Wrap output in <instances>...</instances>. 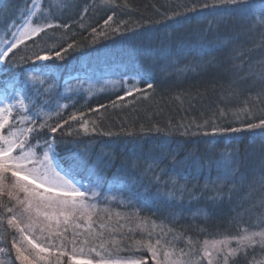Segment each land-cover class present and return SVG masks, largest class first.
Masks as SVG:
<instances>
[{"label": "snow or ice", "instance_id": "1", "mask_svg": "<svg viewBox=\"0 0 264 264\" xmlns=\"http://www.w3.org/2000/svg\"><path fill=\"white\" fill-rule=\"evenodd\" d=\"M101 5L105 8L117 6L115 0H101ZM69 7L66 0H27L24 9H17L24 17L23 28H17L11 18L5 26L7 33L14 39L7 42V47H0V65L7 63L10 53L26 41L34 40L42 33L47 34L49 29H67L69 27L67 24L55 23L53 19L57 12L62 15ZM256 7L253 0H203L202 3H196L188 10L225 8L227 10L225 14L229 16L249 18L251 27L248 31H252L255 27L264 29V0H260L259 3L260 16L249 17V13ZM88 11L87 5L81 8V19ZM114 16L115 12L107 16L104 20L105 28L111 26ZM41 18L44 20L43 23L38 22ZM221 25L228 27L224 15H220L215 25L210 22V30L214 27L218 31ZM112 31L120 32V25L112 27ZM92 34L106 35V32L102 29L97 33L94 28ZM261 37L264 43V31L261 32ZM229 39L219 36L211 41L206 37L200 38L198 47L190 48L200 59L195 66L185 65L184 68L178 69V74L189 70L196 72L200 69L206 72L210 67L219 68L221 62L218 61L216 53L228 45ZM184 43L178 29L173 33H166L160 44L161 52L164 53L163 63L153 61L146 75H151V71L157 67L160 73L168 74L169 69L176 64V61L167 55L171 45L183 46ZM75 47L74 44L68 43L66 47L52 45L44 48L37 42V51L27 57H21V61L32 65L31 71L24 72L20 79L13 76L4 81L0 91V210H2L0 228L6 224L8 229L16 233L11 240L15 261H19V264H149V260L152 264H201L202 261L206 264H230L231 260L232 264H238L239 259L247 262L249 256H254L257 246L264 252V197L246 208L244 201L249 199L251 194L249 192L248 196L241 199L236 216L233 217L238 227L235 235L205 238L199 241L183 233L176 234L175 229L163 223L157 225L155 221H151L152 228L149 230L148 219L129 217L130 220L135 219L136 228L143 234L140 240L133 242L135 251H144L147 256L113 255L112 249H108L106 245L111 244L117 251L127 249H121L120 242L114 238H105V224H99V231L93 227L96 223L94 217L99 212L94 199L99 195L96 187L99 186L100 176L97 175L95 180L89 179L88 183H82L83 177L80 174L87 166L89 175H96L98 170H105L112 164L116 159L115 155L105 153L106 158L97 157L88 166L86 154H74L69 157V163L63 164L56 151L55 134L71 122H78V131L82 130L85 134L90 131L95 132L96 122L85 119L86 114L83 112H72L62 122L57 120L56 123L49 124L48 120L52 115L61 116V110L67 108V105H58L53 112L47 114V118L41 116L39 111L36 115L32 114L37 108L32 93L38 100L40 95L50 94L55 86L54 81L47 79L51 75L48 71L51 67L49 62L63 61L69 50H74ZM235 52L236 49H232L227 54L232 66L224 69L225 74L228 75V84L221 92L220 99L227 102L234 97L239 98L245 91L243 82L250 77L254 78L253 85L259 84L255 95L249 93L242 101L243 106L233 112L235 119L231 123L239 122L242 126L223 127L217 123L216 115L226 117L228 111H231L225 110L218 104L217 112L210 120L202 122L193 120L188 125L181 123L175 126L177 131L183 129L180 132L182 136L210 137V140L202 141L205 145L202 152L197 147L186 148L183 159H178L177 152L167 151L166 146L160 144L150 148L147 157L122 160L118 171H124L128 167L139 168L142 175L148 178L149 184L155 185V193L146 189L141 196L145 204H153L158 210L166 211L183 209L185 199L189 202H199L203 199L216 205L225 197L231 200L233 192L240 191L245 186L250 190L252 184L258 183L264 187V175L253 177L250 181L244 171L246 163L251 158H258L261 167L264 168V117L254 119L252 110L257 104L264 103V59L257 61L258 70L250 66V71L241 75L236 71L238 65L235 64ZM204 57L208 59L205 61ZM12 63L14 66H20L16 61ZM143 82L145 88L139 87L140 80H137L136 83L128 86L125 95L118 99L124 100L137 93H140L142 98L148 99V90L154 89V84L151 80ZM122 83L127 84V81ZM183 95L178 94L176 99H182ZM113 106H118L115 101ZM104 107L107 106L100 105L92 111L99 113ZM90 124L93 125L91 129ZM173 127L169 123V128ZM192 127L197 131H191ZM44 129L52 134V138L34 139V135ZM258 129L261 130L259 133L251 138H245L247 144L243 152L240 147L243 141L236 136L231 137L223 150L217 148V145L223 143L222 138L227 134L242 131L254 133ZM155 130L161 131L159 127ZM67 134L71 135V132ZM102 134L114 135L111 132ZM166 161L171 163L170 168ZM213 170L215 178H212ZM205 172L208 175L201 184L200 177ZM106 198L115 199L114 196ZM257 209H259L257 223L251 227L241 223L244 214L257 212ZM199 214L207 217V212L203 208L192 213L193 216ZM115 215L123 218L120 213ZM169 215L174 218V211H169ZM120 227L125 226L120 225ZM157 228H159L158 233ZM128 231L131 232L133 229L129 227ZM169 233L173 234L171 239L165 240ZM122 239L124 237H121ZM178 241H183L185 246L177 247ZM233 242L235 247L231 246ZM249 249L253 251L250 253ZM4 251L5 249L0 247V253ZM0 264H5V260L0 259Z\"/></svg>", "mask_w": 264, "mask_h": 264}, {"label": "trees", "instance_id": "2", "mask_svg": "<svg viewBox=\"0 0 264 264\" xmlns=\"http://www.w3.org/2000/svg\"><path fill=\"white\" fill-rule=\"evenodd\" d=\"M66 2L70 7L62 15L57 12L53 22L64 23L69 27L67 29H49L47 34L42 33L34 40L26 41L13 53H10L9 61L0 65V91H2L4 81L13 76L20 79L24 72L31 71L32 65L21 61V57H27L37 51V42L44 48L52 45L66 47L68 43L76 46L74 50H69L63 61L49 62L51 66H60L63 70L59 73L58 78H55L56 73L52 70L51 75L47 77L50 81L55 82L50 94L40 95L37 100L36 95L32 93L33 100L37 103V108L32 114L36 115V112L39 111L41 116L47 118V114L53 112L60 101L66 104L67 108L61 110L62 115L59 117L53 114L48 120L49 124H54L57 120L62 122L72 112H83L86 114L85 119L96 122L95 132L90 131L85 134L82 130L78 131V122H71L55 134L56 151L63 164L69 163V159L66 163L61 160L60 156L64 152L69 156L86 154L88 166L97 157L106 158L104 157L105 153L115 155L116 159L112 164L105 170H98L96 175L90 176L87 166L80 174L83 177L81 181L86 183L89 182V179L95 180L97 175L100 176L99 186L96 187L99 195L94 199L99 212L94 218L96 223L93 227L99 231V224H105V238H114L120 242L121 249L127 250L117 251L111 244H108V249H112L113 254L118 256L146 253L135 251L133 242L140 240L143 234L136 228L135 219L130 220L129 217L148 219L147 228L149 230L152 228L151 221H155L157 225L163 223L167 227L175 229L176 234L183 233L199 241L205 238H222L225 235L237 234V222L233 220V217L236 216L241 199L251 192L249 199L244 201V207L248 208L264 197V187L258 183L252 184L251 190L245 186L242 190L233 192L231 200L225 197L222 202L216 205L203 199L199 202H189L188 199H185L183 209L169 210L174 211L173 218L169 215V211L158 210L156 205L145 204L141 199L146 189L155 193L156 187L149 184L148 178L142 175L139 168L128 167L124 171L118 170L121 168L122 160L147 157L149 149L160 144H164L167 151L177 152L178 159H183L186 148L197 147L202 152L205 147L202 141L210 140V137L182 136L180 132L183 129L177 131L175 126L181 123L188 125L193 120L197 122L210 120L216 114L218 104L225 110L230 109L231 111H228L226 117L216 115L217 123L223 127L242 126L239 122L231 123L235 119L233 112L243 106L242 101L249 93L255 95L259 84L253 85L252 79L254 78L250 77L243 82L245 91L239 98L234 97L227 102L222 101L220 94L228 84V75L225 74L224 69L232 66V61L227 58V54L232 49H236L234 53L235 64L238 65L236 71L241 75L248 73L250 66L258 70L257 61L264 59V43H262L261 37V32L264 29L255 27L254 30L248 31V28L251 27V20L240 16H229L225 14L227 11L225 8L188 10L192 5L202 3L203 0H115L117 6L113 8L103 7L101 0H66ZM26 3L27 0H0V47L10 37L5 27L9 19L15 21L16 27L24 20L17 9H24ZM253 3L257 7L249 13V17H259L260 0H253ZM85 5L89 6V11L83 14V19H81V8ZM113 12H115L114 20L111 26L105 28L104 20ZM175 13H179V15H175ZM220 15H224L228 27L225 28L221 25L218 31L214 27L210 30V22L215 25ZM36 22L34 20V23ZM38 22L43 23L44 20L41 18ZM121 22L124 23L121 24ZM117 25H120L121 31L113 32L112 27ZM94 28L97 33L103 29L106 35L94 36L92 34ZM177 29L185 43L183 46L171 45V50L167 53L172 60L176 61L175 66L169 69L168 74L160 73L157 67L151 71V75H146L150 71L149 65L153 61L163 63L164 53L160 49L161 41L166 33H173ZM217 36L230 38L228 45L216 53L218 61L221 62L219 68L210 67L206 72L200 69H197L196 72L189 70L186 73L178 74V69L184 68L185 65L195 66L200 59L194 51L190 50V48L198 47L200 38L206 37L211 41ZM203 59L206 61L208 57ZM93 60H100L96 72L91 71L90 65L87 64ZM13 61L18 62L20 66H14ZM82 63H85V66ZM70 65L84 70V79L89 81L120 82L129 76L140 80L141 88L146 87L144 80H151L154 89L148 90V99L142 98L141 94L137 93L120 100L118 98L123 95L122 89L116 87L111 89L114 91L107 90L98 96H89L82 92L65 95L63 94L64 88L72 84V81L63 83ZM74 71L83 74L82 71L75 69ZM178 94H184L182 99H176ZM113 101L118 106H113ZM100 105L107 107L101 108L99 113L92 111ZM262 109H264V103L257 104L252 109L254 119L258 120L264 117ZM37 119L39 120V117ZM169 123L174 127L170 129ZM89 127L91 129L93 125L90 124ZM156 127H159L161 131L157 132ZM191 131L195 132L197 129L192 127ZM260 131L258 129L254 133L242 131L227 134L222 138L223 143L217 145V148L223 150L225 144L230 142L231 137L236 136L243 141L240 145L241 152H243L244 146L247 144L245 138H251ZM68 132H71V135H68ZM107 132L114 135L102 134ZM129 132L132 134L129 135ZM36 138L41 140L52 138V134L44 129L34 135V139ZM198 141L200 143H197ZM166 163L170 168L171 163L168 161ZM244 171L250 181L253 177L264 175V168L261 167L258 158L249 159ZM207 175V172L201 175V184ZM212 178H215L214 170ZM193 183L195 182L193 181ZM113 196L115 199L106 198ZM200 208L205 209L207 217L203 214L192 215ZM258 211L259 209L257 212L244 214L241 223L249 227L257 223ZM116 213H120L123 218L117 217ZM109 214H111V219H109ZM120 225L125 227L121 228ZM129 227L133 231L129 232ZM111 229H116V231H110ZM158 232L159 228H157ZM15 235V231L8 229L6 224L0 228V247L5 249V264H19V261H15V251L11 248V240ZM172 235L169 233L164 239H171ZM121 237L124 239L121 240ZM130 245L132 247L128 248L127 246ZM184 246L183 241L177 242V247ZM231 246L235 247V243L233 242ZM248 251L251 253L253 250L249 249ZM149 264L151 263L149 262ZM230 264H232L231 260ZM238 264H264V252L257 246L254 256H249L247 262L244 259H239Z\"/></svg>", "mask_w": 264, "mask_h": 264}, {"label": "rangeland", "instance_id": "3", "mask_svg": "<svg viewBox=\"0 0 264 264\" xmlns=\"http://www.w3.org/2000/svg\"><path fill=\"white\" fill-rule=\"evenodd\" d=\"M23 26H24V20L22 21V23L20 25L17 26V28L22 29ZM13 39H14V37H12L10 35L9 39L4 41L2 43V45H1V47H7V42L11 41ZM99 61L100 60H97V61L93 60V61L87 63V64L90 65L91 71H94V72L98 71ZM82 65L85 66V63H82ZM74 69L82 71L81 73H83V74L76 73L74 71ZM51 70L54 73H56V77L55 78H58L59 73H61V71L63 69L60 66H51L49 72H51ZM66 73L67 74H66V76L63 79V83H66L68 81H72V84H71V86L64 88L63 94H65V95H68V94L73 93V92H77V93L82 92V94L83 93H87L89 96H93V95H97L98 96L100 93H104L107 90L114 91V90H111V89H114V87H116L117 89H122L121 93L123 95H125L126 88L128 86H131L133 83H136V81L138 80L135 77H129L128 76L126 78H123L120 82H110V83H108V82H103V81H101V82L89 81L88 79H84V77H85L84 70H81V69H79L77 67L74 68V65H70L68 67ZM77 77H79V78L76 79ZM77 80H79V81L76 82ZM125 80L127 81V84L122 83V81H125ZM138 86L141 87V84L139 83ZM58 105H66V104H63V103H61L59 101ZM64 153L61 154L60 157H61V160L66 163L67 160L69 159V157H71V156L67 155L66 152H64ZM68 161L70 162V160H68ZM82 183H86V182H82ZM97 209H98V206H97ZM106 247L108 248V245H106ZM5 254H6L5 252L0 253V259L5 260L6 259V255ZM3 255H5V256H3ZM113 255H115V254H113ZM133 256H147V253L140 254V255H133ZM121 257H127V256H121ZM149 262L152 264L151 260H149ZM201 264H206V262L202 261Z\"/></svg>", "mask_w": 264, "mask_h": 264}]
</instances>
